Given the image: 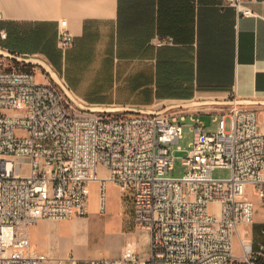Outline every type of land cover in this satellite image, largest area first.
Segmentation results:
<instances>
[{"label": "built area", "instance_id": "2783aa9c", "mask_svg": "<svg viewBox=\"0 0 264 264\" xmlns=\"http://www.w3.org/2000/svg\"><path fill=\"white\" fill-rule=\"evenodd\" d=\"M251 1L216 5L252 17ZM7 38L0 28V48L6 49ZM57 44L63 51L74 44L67 20L59 22ZM154 44L172 46L175 40L159 36ZM24 65L0 56V264H83L72 254L54 259L35 250L31 229L45 219L88 216L95 183L104 213L109 182L132 201L136 224L150 232V250L141 254L130 239L120 257L85 264H264V222L256 239L253 230L254 197L264 205V132L256 107L89 112L47 72ZM202 114L215 117V132L207 130ZM188 115L195 140L182 158L186 172L168 176ZM216 169H229L231 176L215 178Z\"/></svg>", "mask_w": 264, "mask_h": 264}, {"label": "crops", "instance_id": "0c3cea01", "mask_svg": "<svg viewBox=\"0 0 264 264\" xmlns=\"http://www.w3.org/2000/svg\"><path fill=\"white\" fill-rule=\"evenodd\" d=\"M250 5L256 15L238 17L216 0H0V28L9 33L2 45L45 59L90 106L154 109L163 101L205 97L264 100V0ZM61 20L74 36L66 51L57 44ZM159 36L174 37L175 45L156 47ZM253 107L264 132V106ZM127 202L130 212L120 220L105 218L98 190L88 216L33 226L32 247L54 259L72 254L85 264L120 257L132 239L147 255L150 232L135 223L133 203ZM51 262L57 264H46Z\"/></svg>", "mask_w": 264, "mask_h": 264}, {"label": "rangeland", "instance_id": "374dc122", "mask_svg": "<svg viewBox=\"0 0 264 264\" xmlns=\"http://www.w3.org/2000/svg\"><path fill=\"white\" fill-rule=\"evenodd\" d=\"M24 67V66H23ZM25 68V67H24ZM34 66H31L30 69H33ZM58 73V72H57ZM60 76V75H59ZM37 80L43 81V77L37 72ZM211 98H201V99H196V100H208ZM194 100V101H196ZM222 100V99H221ZM191 102V101H190ZM173 104H180V103H175V102H159L157 107H160V109L165 108L166 106L173 105ZM104 107V106H102ZM105 107H110V106H105ZM156 107V108H157ZM215 117H211L210 115L207 114H202L201 115V120L207 124V130L209 132H215L218 127V123L215 122L214 120ZM185 125L183 127V137L180 139L179 143L174 145L175 151V164H174V170L169 171L167 173L168 176L172 177H181L185 174L186 169L182 166V158L186 155V153L190 150L191 148V143L194 142L195 140V133L192 131L191 125L193 124L191 115H188L186 120H185ZM230 126V119H227V127L229 128ZM181 148V150L179 149ZM101 173H105L104 169L100 167ZM215 178H229L231 176V170L229 169H216L213 173ZM98 190L99 187L95 183L93 184L92 187V198H97L98 196ZM105 196H106V211L103 213V216L105 218H111L113 220H120V214L122 212H127V210L130 212L128 209V202H131L129 199L126 197H123L121 195L120 189L118 186H116L114 183L109 182L106 187L105 191ZM255 203H256V208H255V220L257 222V225L254 226L253 230L255 232L254 238H257V230L256 226L260 225L258 222L264 220V208L261 205V201L259 200L258 197H254ZM216 206L213 205L212 210H215ZM129 213H127L128 215ZM126 216V215H125ZM129 216V215H128ZM127 217V216H126ZM136 223V222H135ZM67 228H63V230L66 232ZM95 237V241H99L100 236L98 233L93 234ZM239 253V252H237ZM56 261V260H55ZM51 264H56L54 262H51Z\"/></svg>", "mask_w": 264, "mask_h": 264}, {"label": "water", "instance_id": "95a60500", "mask_svg": "<svg viewBox=\"0 0 264 264\" xmlns=\"http://www.w3.org/2000/svg\"><path fill=\"white\" fill-rule=\"evenodd\" d=\"M0 56L6 57L8 59L27 64L33 65L41 68L45 72L49 74V76L62 88V90L66 93L69 99L80 109L89 111V112H127V113H152L156 115L163 114L172 109H181V108H194V107H203V106H232V105H240V106H256L263 105L264 100H247V99H208V100H196L187 103L173 104L166 106L165 108L154 111L151 109H142L136 107H102V106H90L79 101L71 92V90L64 84L61 77L57 73V71L52 67V65L47 62L45 59L40 57H25L20 54L14 53L13 51H8L6 49L0 48Z\"/></svg>", "mask_w": 264, "mask_h": 264}, {"label": "trees", "instance_id": "16d2710c", "mask_svg": "<svg viewBox=\"0 0 264 264\" xmlns=\"http://www.w3.org/2000/svg\"><path fill=\"white\" fill-rule=\"evenodd\" d=\"M161 37H163V36H161ZM174 38V37H173ZM9 39V33H8V38H7V40ZM174 40H175V38H174ZM32 65H24V67L26 68V69H30V67H31ZM260 228V225H258V226H256V229L258 230Z\"/></svg>", "mask_w": 264, "mask_h": 264}]
</instances>
